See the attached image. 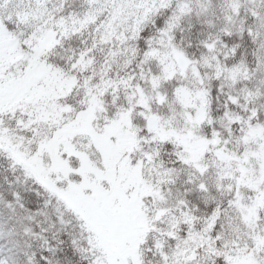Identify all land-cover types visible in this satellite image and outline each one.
Listing matches in <instances>:
<instances>
[{
    "label": "rangeland",
    "instance_id": "obj_1",
    "mask_svg": "<svg viewBox=\"0 0 264 264\" xmlns=\"http://www.w3.org/2000/svg\"><path fill=\"white\" fill-rule=\"evenodd\" d=\"M0 146L83 264H264V0H0Z\"/></svg>",
    "mask_w": 264,
    "mask_h": 264
},
{
    "label": "trees",
    "instance_id": "obj_2",
    "mask_svg": "<svg viewBox=\"0 0 264 264\" xmlns=\"http://www.w3.org/2000/svg\"><path fill=\"white\" fill-rule=\"evenodd\" d=\"M249 45L253 46L250 40ZM210 93L213 101L221 100L219 91L211 89ZM47 193L0 146V253L13 258L12 264H83L84 253L72 243L69 230L48 213L43 202L49 198Z\"/></svg>",
    "mask_w": 264,
    "mask_h": 264
},
{
    "label": "water",
    "instance_id": "obj_3",
    "mask_svg": "<svg viewBox=\"0 0 264 264\" xmlns=\"http://www.w3.org/2000/svg\"><path fill=\"white\" fill-rule=\"evenodd\" d=\"M179 64H183V59L181 55H178L177 57ZM157 119L154 115H148L146 117V125L150 128H153L156 125ZM219 158L223 159L225 158V153L224 152H220L219 153ZM39 180L42 182L43 186L48 189L49 191H53L56 192L60 198L65 199L67 197V194L58 188V186L49 178H39ZM72 208L75 210L76 206H72ZM91 218V213H88V215H86L85 217H83V220L85 221H89ZM115 249V248H113Z\"/></svg>",
    "mask_w": 264,
    "mask_h": 264
}]
</instances>
